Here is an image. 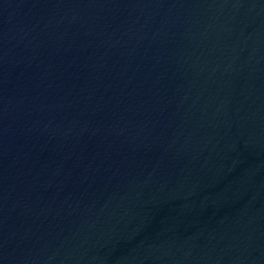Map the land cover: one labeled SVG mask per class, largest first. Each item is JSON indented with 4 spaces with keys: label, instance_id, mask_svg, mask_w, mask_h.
Masks as SVG:
<instances>
[{
    "label": "water",
    "instance_id": "obj_1",
    "mask_svg": "<svg viewBox=\"0 0 264 264\" xmlns=\"http://www.w3.org/2000/svg\"><path fill=\"white\" fill-rule=\"evenodd\" d=\"M0 264H264V0H0Z\"/></svg>",
    "mask_w": 264,
    "mask_h": 264
}]
</instances>
